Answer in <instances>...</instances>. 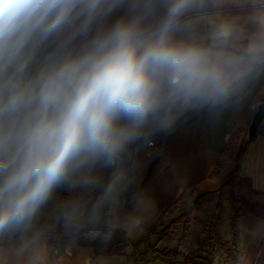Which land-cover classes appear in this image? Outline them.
<instances>
[{
  "label": "clouds",
  "instance_id": "obj_1",
  "mask_svg": "<svg viewBox=\"0 0 264 264\" xmlns=\"http://www.w3.org/2000/svg\"><path fill=\"white\" fill-rule=\"evenodd\" d=\"M259 88L264 0H0V264L134 225L157 141Z\"/></svg>",
  "mask_w": 264,
  "mask_h": 264
},
{
  "label": "crops",
  "instance_id": "obj_2",
  "mask_svg": "<svg viewBox=\"0 0 264 264\" xmlns=\"http://www.w3.org/2000/svg\"><path fill=\"white\" fill-rule=\"evenodd\" d=\"M261 101H264V88L257 89L240 110L227 112L218 119H198L177 135L157 141L164 146L163 164L153 161L144 187L153 197L154 211L141 213V219L136 222L149 227L184 194L195 199L218 190L234 167V161L230 165L229 148L243 139ZM239 175L240 179L250 182L251 189L264 193V121L246 146ZM236 230L242 259L250 261L264 256V220L242 215ZM62 256V264H90L96 259L94 248L83 242L66 243Z\"/></svg>",
  "mask_w": 264,
  "mask_h": 264
},
{
  "label": "rangeland",
  "instance_id": "obj_3",
  "mask_svg": "<svg viewBox=\"0 0 264 264\" xmlns=\"http://www.w3.org/2000/svg\"><path fill=\"white\" fill-rule=\"evenodd\" d=\"M246 136L247 131L239 143L230 146V165L233 164L238 149L244 145ZM233 195L241 216L264 220L263 192L253 191L247 180L236 179ZM193 199L192 196L184 194L149 227L135 222L121 230L127 240V245L121 251L106 252L103 247L88 243L94 248L95 261L102 258L104 264H181L177 260L154 259L148 243L161 253L172 249L179 250L192 256L199 264H231L222 247V243L230 239L228 222L232 209L229 188L225 187L220 194L206 197L197 205H194ZM169 224L171 226L166 228ZM182 235L183 241L180 242ZM239 264H264V256L248 261L240 255Z\"/></svg>",
  "mask_w": 264,
  "mask_h": 264
},
{
  "label": "trees",
  "instance_id": "obj_4",
  "mask_svg": "<svg viewBox=\"0 0 264 264\" xmlns=\"http://www.w3.org/2000/svg\"><path fill=\"white\" fill-rule=\"evenodd\" d=\"M248 143L249 142L244 141V145L238 149L237 153L235 154V158H234V167L229 172L228 178L222 184V186L216 191H211V192H207V193L198 195L197 197H195V199L193 201L194 205H197L200 202H202L206 197L213 196L216 194H220L225 187L229 188L230 196H231V209H232V215L229 218L230 239L227 241H224L222 243V247L224 248L226 255H227L228 259L230 260L231 264H239V257H240V251H239L238 246H237L236 226H237V223L240 219L241 213H240V208H238V206L236 205V199L233 195V188H234L235 180L241 178L239 175L240 160L246 151V146L248 145ZM154 163L155 162H153L150 165L147 173L144 176V179H143V186L144 187H145L146 182H147V180L151 174ZM252 190L256 191L254 189H252ZM178 219H179V217L176 218L175 220H173V222H171V224L174 223L175 221H177ZM171 224H169L166 228L170 227ZM185 230H186V227H184V231ZM179 241L180 242L183 241V235H182V237H180ZM68 242L69 241L64 240V239L57 242V246L60 248L62 254L64 253L65 245ZM79 242L91 243V244H95L97 246H101L105 249L106 252H118V251H121L127 245V240H126L122 231L118 232L112 239H110L109 241H107L106 243H103V244H101L97 238H95L94 236H91V235H89L85 238H82ZM147 246L149 249H151V252L153 254L154 259L166 258V259H170V260H177L181 264H199V263L195 262V260L192 256L185 255L179 250H176V249L173 250L172 249V250H167V251L161 253V252H158L155 248L150 247V245L148 243H147Z\"/></svg>",
  "mask_w": 264,
  "mask_h": 264
},
{
  "label": "water",
  "instance_id": "obj_5",
  "mask_svg": "<svg viewBox=\"0 0 264 264\" xmlns=\"http://www.w3.org/2000/svg\"><path fill=\"white\" fill-rule=\"evenodd\" d=\"M263 121H264V101H261L257 105L256 110L252 116L251 122L248 126L245 142H249L257 134L258 128L260 127Z\"/></svg>",
  "mask_w": 264,
  "mask_h": 264
}]
</instances>
